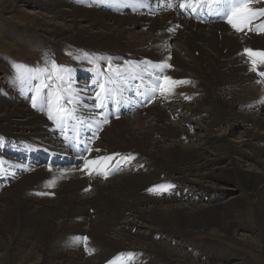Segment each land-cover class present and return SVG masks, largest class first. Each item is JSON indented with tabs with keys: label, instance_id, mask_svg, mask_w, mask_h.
Instances as JSON below:
<instances>
[{
	"label": "bare ground",
	"instance_id": "1",
	"mask_svg": "<svg viewBox=\"0 0 264 264\" xmlns=\"http://www.w3.org/2000/svg\"><path fill=\"white\" fill-rule=\"evenodd\" d=\"M14 1L0 0V5ZM20 1L44 13L37 15L19 6L13 8L16 17H8L39 28L55 38L60 48L74 47L82 55L81 64L94 67L121 63L128 55L137 60L151 57L172 63L170 69H157L158 78L173 75L175 81L192 78L193 82L176 85L171 94L161 95L134 118L112 121L100 135L96 154L107 157L128 152L132 161L137 155L135 172L104 182L96 171L83 179L81 172L71 170L63 175L61 171L69 167L58 168L59 181L54 184L60 187L43 184L42 197L34 193L39 188L29 189L27 184L18 188L13 183L21 175L7 180L12 181L11 186L0 181V264H104L107 259L115 261L116 256L126 264L131 257L124 253L134 251L145 252L146 257L132 264H228L235 257L239 264H253L217 241L208 246L201 243L203 234L211 232L232 240L240 235L243 242L261 245L263 233L243 222L238 204L243 194L201 205L180 201L196 190L217 195V186L231 182L235 175L247 196L255 199V214L264 223V116L259 115L264 111V77L249 71V57L242 51L244 47L264 50V36L239 35L223 23L200 25L179 16L170 1L153 3L160 12L157 15L122 11V0H99L98 7L95 0ZM81 3L87 6L82 8ZM46 45L41 48L47 58L51 51ZM259 70L264 71V65ZM80 71L83 68L78 66L73 74ZM65 81L68 87L78 86ZM27 86L18 88L25 94ZM14 87L8 93L0 91V142L10 138L7 142L12 148L23 147L28 155L29 150L51 143L53 138L45 117ZM260 87L263 93H258ZM177 115L185 124L199 125L203 138L197 146L190 141L185 145L191 135L186 128L173 125L171 119ZM223 125L230 133H218ZM239 126L243 132L235 145L227 137ZM142 161L149 167L139 169ZM7 164L11 174L25 169L23 161L1 157L0 166ZM156 186H162L164 193L169 191L168 195L156 196ZM55 193L60 199L50 200ZM142 227L146 233L139 231ZM249 230L250 234H244ZM158 233L168 239L156 242ZM83 234L91 238L89 246L82 245ZM195 234L200 235L194 240ZM175 240L176 246L171 247Z\"/></svg>",
	"mask_w": 264,
	"mask_h": 264
},
{
	"label": "rangeland",
	"instance_id": "2",
	"mask_svg": "<svg viewBox=\"0 0 264 264\" xmlns=\"http://www.w3.org/2000/svg\"><path fill=\"white\" fill-rule=\"evenodd\" d=\"M4 5H5V7H1V5H0V91H5L8 93L11 91L12 86H15L14 88H16L17 91H19V90L21 91V89H19V88L22 85L27 84L28 85L27 90H26V93H27L28 89L30 88V86L32 84H30V81L25 82L24 80H27L28 79L27 77L30 74V70L28 67H35V66L37 68H41V69H42V66H46L48 69H51L52 67H54V68H56L55 71H57V72H55V71H54V73L47 72V74L50 77L56 76V75L58 77V76L62 75L61 72H64L66 74L64 80L67 79L71 83H76V84L80 85L81 84L80 81L75 79L76 75L72 74V76L69 78L67 76V75L71 74L70 72H68V70L71 69V67H67V66H71V65H77L78 66L82 63V61H81L82 55L80 52L76 51V49L74 47H70L69 45H66L65 49L60 48L58 45H56L57 40L55 38L49 37L47 33L40 30L39 28L31 27L28 25H23V24L17 22L15 18L8 17V16L13 17L14 15H15L14 17H16L17 11H15L14 9H16V7H19V6L23 7L24 9H26L30 13H34L37 15L44 13V11H41V9L35 8L34 6H28V5L24 6L20 0L14 1L13 4L12 3L11 4L6 3ZM21 5H23V6H21ZM78 5H79V7H81L80 4H78ZM82 8H85V5H84V7L82 6ZM52 15H55V14L52 13ZM20 29H22V32H18V30H20ZM15 30H17V32ZM48 38H51V41L45 42V39H48ZM80 42H83V44H86V42H84V40H80ZM43 44H45V45L47 44L45 47H47L48 51H51V55L47 58L45 57V54H44V48H41V46ZM172 47H173V45H172ZM176 48L177 47H175V49ZM80 49H82V48H80ZM17 60H21V63L24 64L22 69L20 70V73L13 72L16 69H19L17 66H20V67L22 66V64L20 62H17ZM63 67H66V68L63 69ZM189 79L191 80V78H189ZM14 82H16V83H14ZM33 84H34V82H33ZM53 84L56 85L57 81L53 80ZM260 89H261V91L258 93H263V90L261 87H260ZM21 96H23V95H21ZM29 97H30V94H29ZM30 101H31L30 98H28V102H30ZM256 111L258 112V110H255V112ZM141 112L142 111H140V113ZM138 113H136L134 115L125 116V117L131 116L134 118L138 115ZM144 114H146V113H144ZM259 115L264 116V111L262 113H260ZM171 121H172L173 125L177 124L176 126H181V127L186 128L187 132L191 135L190 140L184 138V139H186L185 145L189 144V141H190V142H192V144L197 146V142L199 141L198 139L201 140L203 138V133H202L198 124L193 123V122L189 123V124H185L183 120H180V116L174 117V119L173 120L171 119ZM3 123H6V121H3ZM226 125H228V124H226ZM191 128H193L195 130V132H194V130L192 132ZM217 130H219L218 131L219 134L225 133V132L230 133L229 129L226 130V127H224V125L221 127L219 126V128ZM242 130H243V126H239V128L237 129L236 132L228 135L227 139H229L235 145L239 144V142L241 141L240 136H242V132H243ZM185 136H186V133H185ZM8 139H10V138H5L2 142H0L1 143L0 157H2L4 159H6V157H9L10 155L13 157L15 156L14 152H11L12 149H10V148L7 149V148L3 147L6 144L10 145L7 142ZM258 145H260V144H258ZM126 147L132 148V146H126ZM2 148L6 149V150H3ZM4 155H6V156H4ZM16 157H14V158L9 157V158L10 159H18V156H16ZM137 159H139V157ZM19 161H21V160H19ZM244 163H245L244 167H248V162H244ZM147 167H149L148 163L146 161H144V162L142 161L141 162V168H147ZM46 168L47 167L44 168L43 166L37 167V168H35L36 169L35 172H34V170L33 171L32 170L23 171L21 174L20 173L18 174L21 176L17 177V179H15L13 181V183L17 182L18 188H21L22 187L21 185H24V184H27L26 188H29V189H31V186H34L33 189L39 188L38 191L34 192L35 195L39 196L42 194L39 192L43 191L42 189L45 188V186H46V188L47 187L53 188L52 187L53 185L49 184L50 181H54V183L59 181L57 179L59 177V173L56 172V171H58V168H56V169L55 168H53V169L47 168L46 169ZM67 169L68 170H66V171L63 169L64 171H61V174L64 175L65 173L67 174V171L76 170V171L81 172L83 174L82 175L83 179L89 178V176L86 174L87 171L86 172L83 171L80 166H72V167H69ZM131 170H132V168H131ZM54 172H55V174H54ZM123 173L119 174V175L116 174L110 179H113V178H116L120 175H123ZM23 174H25V175H23ZM33 178H35V179H33ZM237 179L238 178L235 175H233L231 182H229V183L223 182L222 184L220 183L221 185L217 186V192H218L217 195L213 194L211 191L207 192V194L202 195V193L199 192V190H196L195 192L190 193V195H188L187 198L181 200L180 203L184 202L183 204H187V205L190 203L196 204V205L197 204L201 205L204 203L216 201L217 199H218V201L226 200L228 198L237 197V196H240L241 194H243L244 197H242L238 201V204L241 205V208L243 210V219L244 220L243 219L242 220H243V222H245L246 225H248V228H250L252 230H254V228L255 229L258 228L260 230V232L263 233L261 236L262 241H263L261 243V245L255 247L249 243L243 242V240L241 239L242 237H240V235H239L238 240H232V239L226 238V236H224V237L223 236H212L211 232H208V234L207 233L203 234L204 235L203 237H205V240H202L201 243L204 244L205 246H208V245H211V243L213 241H217L221 244L222 247H226V248L230 249V251L233 250L234 254H237L239 256H244L243 258H247L248 260H251V262L253 264H264V238H263L264 237V223L255 214V209H254L255 208V199L249 198L247 196V192H245V189H243L240 186L241 183L238 182ZM108 180L109 179H107L106 181H108ZM106 181H104V182H106ZM32 182L34 184H32ZM9 184H6V185L8 186ZM43 184H46V185L44 186ZM11 185H12V183L9 186H11ZM18 185L21 187H19ZM39 185H40V187H39ZM149 185H151V184H149ZM7 186H5V187H7ZM28 186H30V187H28ZM42 186H44V187H42ZM57 187L59 188L60 186L55 185V187L53 189H55ZM51 188H50V190H52ZM88 190L90 191L92 189L88 188ZM146 191L149 192V190L147 188H146ZM1 192L2 191L0 190V193ZM41 197H42V195H41ZM43 199L45 200L47 198H43ZM59 199H60V197H59L58 193L57 194L55 193L53 195V198H50V200H59ZM259 200H261V199H259ZM90 210L92 213L95 212L94 208H91ZM94 217H95V215H94ZM129 219H131V217ZM30 223H31V220H30ZM136 230H137V228H134L133 233H135ZM146 230L147 229L145 227H142L139 229L140 232L143 231L142 233H144V232L146 233ZM254 232H255V230H254ZM250 233H251V231L249 230V231H246L244 234H250ZM198 235H200V234H198ZM198 235H196V234L193 235L192 236V237H194L193 239L195 240V237ZM156 236H157V238L154 239L156 242L157 241L160 242V241H164V240L168 239V238L164 237V235H162V233H158ZM86 237L88 239V236H86ZM210 238H212V239H210ZM189 239L191 241L192 238H189ZM176 244H177V241L175 240L170 245H171V247H172V245H173V247H175ZM179 247L183 248L184 244L181 246L179 245ZM132 253L133 252H126L124 254L127 255V257H128V255L130 257V254H132ZM134 253H136V252L134 251ZM138 253H140V252H138ZM133 260L134 259L131 258L129 260V263H132ZM162 260L165 261V259H162ZM105 261L107 262L108 259ZM239 261L240 260L235 257V258H233V260H228L227 263L228 264H239ZM162 263L164 264V262H162Z\"/></svg>",
	"mask_w": 264,
	"mask_h": 264
},
{
	"label": "snow or ice",
	"instance_id": "3",
	"mask_svg": "<svg viewBox=\"0 0 264 264\" xmlns=\"http://www.w3.org/2000/svg\"><path fill=\"white\" fill-rule=\"evenodd\" d=\"M201 2V0H182L180 3V7H191L196 3ZM217 2L226 3L228 6V11L225 13V18L227 22L237 31H242L245 27H248L253 18L256 17L257 14L260 16H264V8L256 9L251 7L254 2H258V0H217ZM137 4H143L144 0H136ZM174 31V29H172ZM244 54H247L249 57V62L251 67L249 71L256 72L258 76L264 77V71L259 70L260 65H264V50H254L250 48L244 49ZM18 68L20 66H17ZM156 67L161 68V72L164 68H170L172 65L165 62L163 65H157ZM60 79V77H57ZM162 82H158L157 85L153 88V92H159L161 95L167 96L174 91L176 85L181 83H190L189 81H175L171 77H162L160 78ZM260 82L259 80L257 81ZM186 99H190V97H185ZM33 106L35 107V101H33ZM103 107V105H100ZM58 111H64L58 109ZM72 111H75L73 109ZM68 115L70 116L71 113L69 112ZM50 119H57L59 120L60 117H53L52 113L49 112ZM104 123H108L107 119L104 120ZM59 127V123L57 124ZM119 155V154H116ZM130 159V158H126ZM112 157H98L95 160L85 161V169L87 170L88 174L91 175L93 171H96L97 174L104 175L107 178L109 174L104 168L107 166V162L111 161ZM104 165V167H102ZM49 184L54 186V181H50ZM157 188L162 186H156ZM151 191V189H150ZM87 240V237L83 238Z\"/></svg>",
	"mask_w": 264,
	"mask_h": 264
}]
</instances>
